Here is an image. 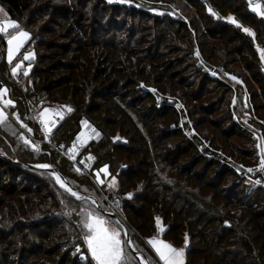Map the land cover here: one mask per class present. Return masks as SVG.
Segmentation results:
<instances>
[{"label":"trees","instance_id":"obj_1","mask_svg":"<svg viewBox=\"0 0 264 264\" xmlns=\"http://www.w3.org/2000/svg\"><path fill=\"white\" fill-rule=\"evenodd\" d=\"M34 1L0 0L8 17L17 21L31 34V40L28 42H33L36 51L34 65L27 80H29L32 90L37 91L30 102L32 105L30 111H26L24 108L25 99L22 104V98L16 97L21 105L19 113H22L19 117L26 125L30 126L35 137H40L39 128L33 121V115L42 105L64 104L70 106L74 111L66 113L64 119L53 129L52 141L44 144L41 151L38 152L30 146H25L19 139L22 131L12 118H8L7 126H0V153L9 159L19 161L15 163L0 156V171L3 176L0 175V209L3 204L6 206L4 211H0L1 219L4 217L12 221L18 219L16 222H21V220L26 222V218L32 216L34 210L43 209L41 213L43 216L52 214L54 211H57V215L60 213L58 210H50L51 205L59 206V202L61 203V200L58 201L53 196V191L61 193V189L51 177V173L45 169L28 168L24 163L48 162L53 164L52 166H55L67 179L72 177L73 181L82 188L80 184H83L81 183L83 176L71 167V164L59 154L55 146L59 142H71L79 129L80 119L85 117L102 132L98 141L89 140L86 143L85 150L96 158L98 153L103 152L105 158L98 157L96 160L97 162L108 160L111 169L114 168L115 158L123 164L119 166L120 172L125 174L126 178L120 182L119 193L106 192L105 197H101L98 201L103 210H112L116 214L117 211L109 205V202L116 199L122 202L121 207L123 204L124 206L132 204L136 207V211H130L131 215H128L127 212L122 214V210L118 208L126 222L129 235L134 240V247H143L144 240L142 238L156 234L154 219L156 216H160L166 222L168 221L165 227L166 233L162 236L173 246L177 247L180 244L184 246V236L188 234L189 244L186 252L192 253L194 256L189 258L187 254L186 264L195 263L194 259L195 261L197 259L195 255L202 252L206 255L204 257L207 261L208 257H213L209 264H240L241 261L240 258H237V253L243 252V250L250 251L251 247L255 249V251L253 250L255 258L252 263L247 260L246 263L264 264V251L262 255L258 251L259 249L264 250V221L259 220L264 216V188H253L244 195L250 197V203L254 207L250 219L256 220L255 225L250 224L251 226L246 228L245 225L249 221L245 219L246 217L242 220V214L247 211V207L243 203L236 204L237 198L232 196L234 192L245 191V187L234 180L231 181V184L226 185L228 186L226 192L217 186L219 179L221 183L224 173L237 177L233 167L235 162L247 164L250 162L249 160H257L254 150L245 144L249 141L250 131L247 128H241V120L243 117L242 100L246 92L249 96V108L254 113L251 121L259 123L260 128H258L264 132V123H262L264 122V100H259V95L264 97V60L261 59L260 51H258V49L264 50V18L245 9L248 0H234L232 4L227 0H159L160 3H157L158 0H127V3L95 0L94 5L89 7L82 3V0H51L58 2L53 4L49 0V5L52 4L53 8L52 13L60 18H51L52 22L56 26L66 27L67 34L56 33L53 29H48L49 35L54 34V40H56L47 43V40H44L39 32V29L44 28L43 26L38 27L39 29L37 28L34 32L29 28V24H32L31 18H28L27 24L22 21V17H28V15L32 17L30 9ZM162 1L172 4L165 5ZM208 6L213 9L216 15H212L208 11ZM100 7L109 8L112 17H106L105 11L98 10ZM175 8H180V10ZM157 10L158 12H156ZM184 10H186L185 12L192 11L195 21L191 16H187ZM227 11L236 13L243 23L251 25L255 29L252 30L255 34L254 37L242 30L245 27L238 28L230 23L223 15ZM149 12L153 15L152 17ZM72 16L71 22L80 33L79 36L76 30L74 31L73 27L68 25L70 23L67 21V17ZM86 16L88 19L92 18L95 24L101 23V18L105 17L103 25L107 24L108 19H113L116 26L111 24L103 28L102 35L93 33V31L89 34L80 28L83 27L82 23L86 20L84 18ZM194 22L197 27L194 26L196 25ZM112 25L115 26L113 29H111ZM184 28L190 33L182 32ZM124 30L131 33L128 36V33L121 34ZM133 30L135 31L133 32ZM205 35L209 40L228 43L235 48L234 52L245 55L246 60L244 59L243 62H248L245 63L247 65L245 85L240 83V79L242 80L243 77L239 71L228 68L230 63L234 62L233 58H230L229 55H225V57L220 55L223 60L220 63H215L211 59L217 53L204 39ZM96 36L98 38H94ZM232 40H236L235 43ZM39 41L40 45L38 46L36 43ZM165 41L169 44H165ZM173 42L178 44H173ZM228 44L225 48L230 50ZM244 44L246 52L242 50ZM5 46L6 42H0L1 67L5 64ZM171 49H176L184 54L182 56L174 54L170 57ZM197 50L202 52L203 60L201 61L207 65L222 66L216 76H209L203 66L199 65L200 62L195 56ZM259 63L261 64L259 65ZM184 65L186 66L184 67ZM1 67L0 70L4 66ZM236 68L242 69V64ZM180 69L183 70L179 71ZM172 72H177L176 74L180 75L178 81L171 79L172 82L174 81L171 84L159 82L160 78L171 76ZM225 73H229L237 79L232 80L231 76L225 75ZM198 80L204 86L195 84V82H199ZM138 81L147 87H155L163 93L167 92L171 97L170 102H165L161 108L157 109L154 95L142 91L138 86ZM257 81L259 87L258 89L254 88L253 91L250 89V85ZM193 84L199 90L200 87L203 88L201 91L206 96L203 101L200 102L199 99L193 103V99L187 94V88ZM118 86L120 90L116 91ZM215 88H217L216 92H214ZM54 92L56 95H52ZM218 92L219 94L215 97L212 96ZM222 95L226 100L223 113L226 121H222L221 124V127H226V132L222 130L223 134L227 136L228 133L233 132L232 128H234L238 134L248 140H239L238 143L241 145L236 144L232 149V151H236L238 157L227 153L222 143L217 141L219 144H215L212 138H208L198 129V126L202 125L206 119L197 116L199 113L195 108L199 106L201 113L206 114L202 106V104L204 106L206 104L209 111L208 117L206 114L208 120L205 123L215 128L219 114L213 115V111L220 108L218 100ZM51 97L55 102L47 103ZM233 98L235 102L230 105ZM259 101L262 103L261 105ZM101 109L107 110V114L111 116L109 120H105L103 115H97ZM179 119H183L185 127L171 129L170 124ZM156 120L159 121L156 123L159 132L157 136L153 135L151 130V126ZM187 120L193 121L195 132L192 135L189 134V131H185L190 127ZM225 122H228L227 126L223 124ZM105 127H108V130ZM204 130L207 134V129ZM204 140H208L209 146L202 149L200 145ZM4 142L7 146L4 145ZM119 143L124 146L117 147L116 145ZM115 148L121 151L117 154L114 151ZM103 149L111 151L105 150V153ZM49 150L53 151L52 154ZM169 153H179L184 160H187L186 164L183 162V165H189L192 169H189L190 172L186 170L183 172L175 162L174 165L178 172L185 175V180H191L190 186L185 188L184 185L173 182L164 174L162 168L173 166L169 163L171 161ZM206 153L211 157H206ZM51 157H54V161H51ZM143 164L147 165L146 170H143ZM26 177L28 180L25 179ZM7 178L11 181L9 182ZM157 180H161L166 185L169 184L167 185L168 189H163L161 184L158 186ZM41 185L46 186V189H41ZM198 187H200L199 192ZM76 188L78 191H82V189ZM175 188H179L177 194H175ZM144 189L147 190L146 194H137L138 190ZM161 189L163 194L160 192ZM171 191H174V194ZM190 192L196 194L198 192L197 198L208 199V206L205 207L203 204L197 203L196 207L200 211L197 212L196 208L188 205L183 207L177 202H172L169 196L171 193L174 197H185V200L188 199L187 202L197 201ZM127 193H134V198L128 199ZM29 194L33 195L35 208L28 207V200H23V197ZM68 194H66L67 197L74 202L85 203V201H78ZM244 196L237 197L242 199ZM231 204L239 207H232ZM204 211L206 213L202 214ZM117 215L121 218L119 214ZM247 231L249 234L246 233ZM60 236L62 237L60 240L67 237L66 234ZM259 238L263 242H259ZM60 240L55 251H58V256H61L64 261L65 256L63 255L68 257L69 250L68 248L63 249V246L67 247L65 245L67 243H60ZM255 240L260 243L259 246L255 245ZM77 244H80V241ZM9 249L11 250L8 254L0 245V255L12 259L16 248ZM84 250L86 252L85 247L81 252L82 256H80L83 260L80 262L81 264L88 263V259L83 256ZM139 250L142 252L141 249ZM249 253L251 254V252ZM56 260L51 258L49 264ZM153 260H157V257L154 256ZM202 264L206 263L202 261Z\"/></svg>","mask_w":264,"mask_h":264},{"label":"rangeland","instance_id":"obj_2","mask_svg":"<svg viewBox=\"0 0 264 264\" xmlns=\"http://www.w3.org/2000/svg\"><path fill=\"white\" fill-rule=\"evenodd\" d=\"M50 1L49 0H35L34 2H32L31 9H30L31 10L30 14H31L32 17H30L29 15H28V17L27 16L24 17V18L22 17V19H23L22 21H24L26 24L28 23V20H29L28 18H31V20H32L31 23L32 24H29V28L32 31H34V32H36L37 28L40 27V26H43L44 28L46 27L45 30H44V28L42 30L39 29V28L38 29H39V32L42 34V38H44V40L45 39L47 40V43L54 42L56 40V39L54 40V34L49 35V33H48L49 30L48 29H53L56 33L60 32V34H64V33L67 34V32L65 30L66 27H64V26H56L54 24V22H52L51 18H55V19H60V18H59V16H56V15H54L52 13L53 12V8L51 7L53 3H58V2L51 1L52 4L49 5ZM102 1H104V0H102ZM105 1H109L110 2V0H105ZM227 1L232 4L233 3L232 1H234V0H227ZM261 2L264 3V0H261ZM82 3L86 4V6L89 7L91 5H94L95 0H82ZM157 3H160V1L158 0ZM162 3H165V2L162 1ZM169 4H172V3H169V2L165 3V5H169ZM0 8H3L4 12L7 13L5 11V7L1 3H0ZM104 9L102 7L98 8V10L100 12L101 11L102 12L105 11V15H107L106 17H108V16L112 17L111 10L109 8H104ZM175 9L176 10H180V8H178V9L175 8ZM245 9L251 11L250 8H249V3L246 4ZM185 11L186 10H184V12ZM156 12H158V10ZM185 13L187 14V16L189 15V16L192 17V19H194L193 18L194 14L192 13V11L185 12ZM149 15H150V17L153 16L151 14V12H149ZM223 15L225 16L226 19L229 16H232L239 22V24L242 27L250 29L251 31L255 30L251 25L243 23L240 20V18L238 17V15L236 13L232 12V11H227ZM7 18L10 19V20H14V19L9 18L8 14H7ZM84 18L86 20L82 23L83 27H80V28H82L84 31L88 32L89 34H91L92 31H93V33L102 35L103 31H104L103 28H106V27H108L111 24H114L116 26V24L113 22V19H108L107 24L103 25V22L105 21V17L101 18V20H100L101 23H98V24H95L94 20L92 18L88 19L87 16L84 17ZM261 18H264V17H261ZM0 19H4V15L2 13H0ZM72 19H73V16L72 17H67V21H69V23H70L68 25H71V27H73V29L75 31L76 28H74V24L71 22ZM102 19H104V20H102ZM194 21H195V19H194ZM147 23L150 24V22H148V21H147ZM194 23L196 24V22H194ZM68 25H66V26H68ZM114 25H112L111 29H113L115 27ZM191 26L193 27V23H192ZM194 26L197 27V24L194 25ZM23 29L27 31V29H25V28H23ZM93 29H99L100 32H99V30H93ZM134 31L135 30H133V32ZM182 32H187L186 28H184L182 30ZM76 33L78 34V36L80 35L78 30H76ZM130 33L127 32L126 30H124V32L121 33V34H127V36H128ZM34 35H35V33H34ZM120 36H123V35H120ZM35 37H37V36H35ZM134 37H137V36H134ZM94 38H98V37L96 36ZM78 39H79V37H78ZM204 39L207 42H209V46L214 50L215 53H217V54L213 55L214 58H211L215 63L223 62L222 57H225V55H229L230 58H233L234 62H231L230 66L228 68L236 69L237 71H239V74L244 78V79L242 78V80L240 79V83L245 85L246 83H244V82L246 81V77H247V65H245V63L246 64L248 63V62H243L244 59L246 60L245 55L237 53L236 51L234 52L235 48L233 46H231L230 44H228V43L227 44L230 46V50H227L225 48L227 44H225L224 42H218V41H215V40H209L207 38V35L204 36ZM232 41H234V43H235L236 40H232ZM36 44L39 46L40 45V41L38 43H36ZM165 44H169V42L165 41ZM173 44H178V43L173 42ZM174 46H176V45H174ZM6 47H7V45L5 46V52H4V63L5 64H3L4 67L2 66L3 68L0 66L2 68V70H0V72H1L0 73V87H6L7 89H9V93H8V96L6 98H10V99L15 101V106L14 107L5 108V112H6L7 116H8V118H12V116H14L13 113H15L16 115H20V116H21V113H22V112L19 113L21 111L20 110L21 109L20 108L21 105L18 102V100L16 99V97H18V98L21 97L22 98V104H23V100L24 99L28 100V101H25L24 108L25 109H29V108L32 107V105H30L29 102H32V100H33L32 98H34L35 92L37 90H35V89L32 90V88L30 86V83H29V80H27V76L23 75V71L27 68V63L28 62L24 63V66L22 67V69L20 70V72L16 76H13L11 74L10 69H11L12 66H14V64L16 62H18L20 59H22L24 53H26V52H28L30 50L35 52V58H36V51H35V46H34L33 42L32 41L28 42L21 49V52L18 53L17 59L14 60L13 64L9 65V63L7 62V59H6ZM176 49H178L177 46H176ZM176 49H171L170 57H172L174 54H176L177 56H182L184 54V53H180ZM242 50H244L246 52L245 44L243 45ZM260 55H261V53H260ZM195 56H196V52H195ZM201 60H203L202 59V52L199 50V58L197 57V61L201 62ZM34 61H32V65H34ZM239 64H242V69L243 70L242 69L238 70V68H236V66H238ZM260 64L261 63H259V65ZM185 66L186 65H184V67ZM182 70L180 69L179 71H182ZM176 73L177 72H172L171 76L165 77L163 79L160 78L159 82H161V84L162 83L163 84L164 83L171 84V83H174V81L172 82L171 79H175L176 81H178L180 79V75L176 74ZM249 73H250V71H249ZM9 75H10V77H7ZM258 83H259L258 81H257V83L256 82H252V84L250 85V89H252L253 91H254V88L258 89V87H259L257 85ZM195 84H197V85L199 84L201 86H204V85H202V82H200V81L199 82H195ZM202 89L203 88H201V87H200V90H199V88H195L194 84L193 85H189V87L187 88V90H188L187 94L189 96H191V98L193 99V103H195L199 99H200V102H201V101H203L206 98L205 94H203V92L201 91ZM119 90H120V87L118 86L116 88V91H119ZM216 91H217V88L214 89V92H216ZM217 94H219V92L215 93V95H212V96L215 97ZM52 95H56V92L52 93ZM247 97L249 98V96H247ZM259 100H261V101L264 100V97L263 96L261 97L259 95ZM51 101L55 102V100H52V97H51L50 101H47V103H51ZM218 101H219V104H220V108H218L215 111H213V115L219 114V115H217L218 119H216L217 120V123H216L217 125H215V128L212 127V126H208L205 123L208 120L206 118V114H207V117H208V111H209L207 109L206 104H205V106L202 104V106L204 107V111H206L205 112L206 114L201 113V109H200L199 106L197 108H195L196 112L199 113L197 116H200V117L206 119L205 122L202 125L198 126V129H200V132L204 133L208 138H212V140L215 142V144L217 143V145H218L219 143H222L224 145V149L227 151V153H229V154H231V155H233L235 157L236 156L238 157L236 151H232V149H234L236 144H240V143H238L239 140L240 141L241 140L248 141V140H246L244 136L238 134L237 130H235L234 128H232L233 132H231V130H229V132H231V133H228L227 136H225L223 134L222 130L226 132V127L225 128L223 126H222L223 128L221 127L222 121H226L225 118H224V115H223V113L225 111L224 105L226 103L224 95H222L220 97V100H218ZM259 104L261 105L262 103L260 102ZM49 105L50 104L42 105V107L40 108L41 111L43 110V108L48 107ZM63 106H67V105L59 104V108L63 109ZM248 106L249 105L247 104V108H248ZM50 107L55 108L56 105H53V106L50 105ZM242 107L243 108L245 107L244 102H242ZM247 108L245 107L246 110H248ZM106 111L107 110H104V109L102 110L101 109V110H99V113L97 115H103L105 120H109L111 118V116L108 115L107 114L108 112H106ZM250 113H251V115H254V113L251 110H250ZM244 115H245L243 117L244 121L250 120V117H249L248 114H246V112H245ZM92 118H93V116H92ZM57 119H58V117H54L53 118L54 124L55 123L57 124ZM157 122H159V121L156 120L155 123H153L152 126H151L152 133H153V135L156 134L155 136H157V134L159 133L158 132V128H156V126H157L156 123ZM223 124H225L227 126L228 122H225ZM258 124H256L257 127H259ZM105 128L108 130V127H105ZM204 129H207V131H208L207 134H206V131ZM202 130H204V131H202ZM222 137H224V138H222ZM248 138H249V141L246 142L245 144H247V146L249 145L250 149L252 148L254 150V152H255L254 145H253V143L251 141L252 139H250L249 136H248ZM263 138H264V135H263ZM3 141H5V140H3ZM4 145L7 146L6 142H4ZM257 145H260V143L258 142ZM116 146L117 147H119V146L123 147L124 145L122 143H119V145H116ZM1 148L3 149V147H1ZM103 150L105 151L106 149H103ZM107 150H108V152L111 151L110 149H107ZM106 151H105V153H106ZM114 151H116L115 153L118 154L121 150L115 148ZM50 152L52 154L53 151H50ZM258 153L260 154V149L258 150ZM120 155L122 157L121 153H120ZM169 156H170V160H171L169 163L171 165L173 164L174 167L171 166L170 164H168L171 167L165 166L164 168H162V170L164 171V174L166 175V177L171 179L173 182H175V183H177L179 185H184L185 188H186V186H190L192 184L191 180H189V181L185 180V175L182 172H178L176 167H175V165H174V162H175V164L177 163L178 166H180V169H182L183 172H186V171L190 172L189 169L192 170L190 168V166L189 165L188 166L187 165L186 166L183 165V162H184V164H186L187 160L186 159L184 160L182 155L180 156L179 153H177V154L169 153ZM98 157L105 158V155L103 154V152H100V153H98ZM6 158L9 160V158L7 156H6ZM53 158L54 157L50 158L51 161H54ZM97 158L94 157V159L90 160L91 163H92V171H91V173L89 175H86V174H84L82 172H79V174H81L83 176L82 180H81V183H83V184H80V185H82V188H80V186L75 181H73L74 179L72 177H70V179H67L58 169H56L55 166H53V168L58 170L68 180L70 185L73 188H75V191H77L81 196L88 194V195L93 196L97 200H100L101 197L102 198L105 197L104 195H105L106 192H112L114 194L119 193L120 182L122 180H124L126 177L124 176L125 174H122L120 172V167L119 166L123 165V164L121 163L120 160L117 161L116 160L117 158H115V162H114V165H113L114 168L111 169L110 167H108V174L107 175L104 174V173L100 174V179L103 180L104 183L103 184H99L97 182V179H96V173H97V171L99 169H101L105 165L109 166V161L106 160V159H104L103 161H100L98 159L99 162H97V160H96ZM178 158H180V159L178 160ZM249 161L250 162L247 163V165H251V164H255L256 163V160H249ZM49 165H51V164H49ZM185 167H186V169H185ZM4 168H6V167H4ZM0 169H1V165H0ZM146 169H147V165L143 164V170H146ZM21 173L24 174L23 172H21ZM189 174H192V173H189ZM0 175L2 176L1 171H0ZM111 177H115L116 178L117 185H116V187L109 189L108 184L110 183V178ZM220 177H221V175H220ZM234 177L235 176L232 175V174L229 175L228 173H224V175L221 177V183H220V179H219V185L217 183L216 184L224 192H226V189L228 188V186H226V185L231 184V181H233V180L235 182L236 177L235 178ZM71 178H72V180H71ZM25 179L28 180L27 177ZM7 180L9 182L11 181L9 178H7ZM77 180H78V178H77ZM156 183H157L158 186L161 184V187L163 189H168L167 185H169V184L166 185L161 180H157ZM236 183H238V182H236ZM41 187H42L41 189H43V188L46 189V186L44 187V186L41 185ZM76 187H78L80 190L82 189V191H78ZM60 189H61V193L53 191V194H54L53 196L58 201L59 200H61V201L63 200L64 203H60L59 202V206L57 204H54V205H51V207H50L51 208L50 210H58L60 212L59 213L60 215L59 214L57 215V211H54V213H52V214H47V215L43 216V214L41 215V213H42V211L44 209L40 210V211L34 210L33 211L34 214L32 216L27 217L26 218V222H24L23 220H21V222H16L18 219H15V221H12L10 219H5L4 217H3V219H1V215H0V245H1V248L3 250H5L6 253H8V254H9V252L11 250L9 248H11V247L16 248V253L12 255V259L9 258L8 256L0 255V264H21V263H24V264H49V261L51 260V258H55L57 260L55 262H50V264H81L80 262H83V260L80 258V256H82V255L81 254H76V246H77L76 244L79 241H80V244H81V245L80 244L79 245L81 246V249H82L81 252L83 251L84 247L86 248V246L82 242V239H75V237L77 236V233H78V229L75 227V224L78 223V217L76 216V212H78L82 206H84V207H88V206L95 207V205H93L91 200L89 201V199L84 200L85 203H76V202H74V200H71L69 197H67L66 194H68V193L65 192L64 189H62V188H60ZM252 189L253 188H245V191H239V192H234V193L231 192L232 196H235V198H237V200L235 202L236 204L243 203L247 207L246 208L247 211H244L243 214H242V217H243L242 220H244V218L246 217L245 219L249 221L245 225L246 228L249 227L250 224L251 225H255V223H256V220H254V218H253L254 221L250 219V217L252 216L251 212H252V210H254L253 205H251V203H250L251 202L250 201V197H245L244 196L245 194H248L247 192L251 191ZM174 190H175V194H177L176 192L179 191V188H175ZM199 190H200V187H198V192H199ZM160 192H161V194H163V190L162 189L160 190ZM171 192H172V194H174V191H171ZM198 192H197V194L194 193V192H190L196 197L197 201H195V202L194 201L187 202L188 199L185 200V197H182V196L174 197L171 193L169 194V196H170V199H171L172 202H177L183 207L188 205L189 207L196 208L197 212H200L197 209V207H196V206H198L197 203H201V204H203L206 207V205L208 206V199H206V198H202V199L197 198ZM146 193H147L146 189L137 191V194H141V195L142 194H146ZM32 196H33L32 194H29L26 197H23L24 198L23 200H28V207L35 208L36 206H33L34 205V200L32 199L33 198ZM237 196H239V197L244 196V197L242 199H240ZM117 201H119V203H120L119 207L116 206V202ZM209 201L211 202V200H209ZM135 202H137V200H135ZM12 203L14 204V202H11V204ZM121 203L122 202L119 199H116L115 201L109 202V205L111 206L112 209L117 211V214H119L121 216V219L124 221V218L120 214V212L118 211V208L122 210V214H123V212H127L128 215H131L132 212H130V211L131 210H133V211L135 210L136 211V207H134L132 204L131 205L128 204L126 206H124V204H123L122 207H121ZM231 206L232 207H237V208L239 207L238 205H233V204H231ZM250 207H251V209H250ZM5 209H6V206L3 204L1 209H0V211H2V210L4 211ZM73 210H75V211H73ZM65 212H69L70 215L69 216H64L63 214ZM109 212H113V211L111 210ZM205 213H206V211H204L202 214H205ZM156 217H160V216H156ZM48 218H50V219H48ZM259 220H261V222L264 221V216H262L261 219H259ZM161 221H162V225L164 227H166V225L168 224V221L166 222L162 218H161ZM154 226H155V219H154ZM246 233L249 234L248 231ZM62 234H66L67 235L66 239L60 240V238H62L60 235H62ZM138 235H139V233H138ZM147 238H149V237H143L142 238L144 240V244L142 245L143 247H140V246L134 247L135 243L132 245V247L135 250L137 248L141 249L142 250L141 253H143V255L145 257H151V258L154 259L155 253L151 250L150 246H148L146 244V239ZM160 238H162L165 241L169 242L167 239H165L162 236V234H161ZM59 240H60V243H63V244L67 243V244H65L67 247L63 246V249H67L68 248V250H69V252H68V250H66L68 252V254H69L68 257H66L65 254L63 255V256H65L64 257L65 258L64 261H62L61 256H58V251H55L56 248L59 245V243H58ZM132 241L134 242V240H132ZM259 242H263V240L261 238H259ZM259 242L257 240H255V245L259 246V244H260ZM255 245L253 244L254 247H255ZM180 247H183V246L181 244H180V246H177V248H180ZM53 248H55V249H53ZM35 250H37V251H35ZM253 250L255 251V249H253L251 247L250 251L243 250V252L237 253V256H238L237 258H240V261H241L240 264L241 263L242 264H247L246 260H247V262L249 261L251 263L254 261L255 257H254V254H253ZM39 251H40V254H39ZM186 251H187V248L185 250V264L187 262V254H188L189 258H192L194 256L192 253L189 254V252H186ZM258 251L262 255L264 250L263 249H259ZM128 252L130 254H132L130 252L129 248H128ZM249 252H251V254ZM83 253H84L83 256L85 258L87 256L85 250H84ZM61 254H63V253H61ZM204 256H206V255L203 252L199 253V255H195V258H197V259H196V261L194 259L195 263H193V264H202V261L205 262L206 264H209V262L212 261V258H213L212 256L208 257V261L205 259ZM88 258H90V254H89ZM136 260L139 261V259H137V258H136ZM157 260H158V258H157Z\"/></svg>","mask_w":264,"mask_h":264},{"label":"snow or ice","instance_id":"obj_3","mask_svg":"<svg viewBox=\"0 0 264 264\" xmlns=\"http://www.w3.org/2000/svg\"><path fill=\"white\" fill-rule=\"evenodd\" d=\"M121 2H127V0H121ZM248 3L253 13L259 17H264V3H262L261 0H248ZM152 10L155 11V9ZM208 11L212 15H216L210 6H208ZM0 13L4 15V19H0V42H6V59L9 65H12L24 45L31 40V34L24 30L17 21L8 19L7 13L4 12L3 8H0ZM227 20L238 28L241 27L234 17L229 16ZM242 30L253 37L255 35L250 29L243 28ZM258 51L261 53V59L264 60V50L258 49ZM196 56L199 58L198 50ZM34 60V51L30 50L24 53L22 59L11 67V74L16 76L24 66V63L28 62L27 68L23 71V75L28 76L33 66L32 61ZM212 75L215 76L216 72H212ZM225 75L227 74L225 73ZM231 79L236 80L237 78L232 76ZM153 91L155 90L153 89ZM8 93L9 89L0 87V126H7L8 116L5 112V108L15 106L14 100L6 98ZM72 111H74V109L70 106H63V110L45 107L42 111H39V122L44 132L45 140H50V133L55 127L53 118L58 117V119L63 120L65 113H71ZM13 115L16 116V119L19 121V116L15 113H13ZM81 125L82 128L91 129V134L81 131L72 142L71 147L67 149L66 155L73 161H76L77 153L80 148L92 138V135H99L87 120H82ZM21 127L27 128V125L21 122ZM27 130L28 132L33 131L31 128H27ZM19 139L23 141L25 146H31L34 151L40 150L38 144L26 138L23 133L20 134ZM61 147H63V145H61ZM257 147L260 149L261 156L259 170L264 172V145H257ZM92 159H94V157L89 155L85 160L79 161V163L87 166L86 161ZM36 167L47 170L51 169L53 166L49 164H38ZM108 167V165H105L97 171L96 179L99 184L104 183V181L100 179V174L104 173L107 175ZM75 171L79 173L81 172V168L75 167ZM248 171L251 172L252 169H248ZM51 177L60 188L64 189L65 192L69 193L72 197H75L76 200H86L85 197H82L68 185L66 179L63 178L61 174L52 171ZM256 183L258 184L260 181H256ZM116 185V178L111 177L110 183L108 184L109 189L116 187ZM134 196V193L126 194L128 199H132ZM61 203H64V201L62 200ZM92 203L95 204V201ZM116 206H120L119 201L116 202ZM64 215L69 216L70 213L65 212ZM76 216L78 217V223L75 224V227L78 229V233L75 239H82L83 244L86 246V253L90 254V258L87 256L85 257L88 259V264H185V250L189 244L188 234L184 236L183 247H174L172 243L160 238L161 234L166 233V229L162 225L160 217L155 218L156 234L146 239V244L150 246L158 260L154 261L151 257H145L137 248L136 253L140 256V260L137 261L136 257L128 252V247L133 245L134 242L128 236V233L123 231L126 226L121 220H113L110 216L106 217L103 208L100 206L81 207L80 210L76 212ZM76 254H81V246L79 244L76 246Z\"/></svg>","mask_w":264,"mask_h":264},{"label":"built area","instance_id":"obj_4","mask_svg":"<svg viewBox=\"0 0 264 264\" xmlns=\"http://www.w3.org/2000/svg\"><path fill=\"white\" fill-rule=\"evenodd\" d=\"M111 2H121V0H111ZM121 3H123V2H121ZM124 3H126V2H124ZM199 65H202L203 66V69L211 77H213L212 72H216V75H217V72L222 69V66H220V65L219 66L218 65H216V66H209L206 63H204V61H201L199 63ZM227 75L228 76H231V74H229V73H227ZM7 77H10V75L7 76ZM138 86L142 89V91H147L150 94H153L154 95L155 107L157 109L161 108L164 105L165 102H170V100H171L170 99L171 98L170 97V94H168L167 92L163 93V92H161L160 90H158L155 87H147L142 82H139V81H138ZM153 89L155 91H153ZM247 96L248 95L245 92L244 93V96H243L242 102H244L246 108H247V104L249 105L248 108H247L248 110H246L245 107L244 108L242 107V113H243V117H244L245 116L244 114L246 112V114L249 115L250 120L244 121L243 120V117H242V120H241V128H247V129H249V131H250L249 137H250V139H252L251 141H252V143L254 145V149H255V152L254 153L257 155V160H256V163L255 164H251V165L244 164L243 162H235L233 164V167H234V169L236 170V173H237V177L235 179V182H238L240 185L244 186L245 188H257V187L264 188V172H261L259 170L261 156L258 153L259 148L257 147V143L258 142L260 143V145H264V139H262L263 138V135H264V132L261 129H259L253 121H251L252 115L250 113V108H249L250 107V102L248 101L249 98ZM25 101H28V100H25ZM234 102H235V99L233 98L230 105H232ZM48 107H50V106H48ZM50 108H52V107H50ZM30 109L31 108L26 109V111H30ZM53 109H61V108H59V104H56V107L53 108ZM61 110H63V109H61ZM39 111H41V109H39L33 115V121L35 122V124L39 128V133H40V137L41 138L40 137H35L34 134H33V132H28L27 128H30V126L27 125V128L21 127V122H23L21 119H19V121H18L16 119V116H12V119L19 126V128L21 129V131L24 134V136L26 138L30 139L31 141L37 143L38 146H39V149H40L39 151H41V149H42V147H43L44 144H47V143H49V142L52 141L53 129L62 120L57 119V124L55 123V127L52 129V132L50 133V140H45L44 139V132L42 131L41 124L39 122V115H38ZM65 115H66V113H65ZM82 120H87L91 124L92 128L95 129L96 133H99L98 136L93 134L92 135V138L89 139V140L98 141L100 139V137L102 136L101 130H99L96 126H94L87 118L82 117L80 119V122H79V124H80L79 129L76 132V134L74 135V137L72 138L71 142H69V143L59 142L55 146V149L60 153V155L64 159H66L71 164V167L74 170H75V167H79V168H81V172L82 173H84L86 175H89L91 173V171H92V163H91V161L90 160H87L86 161V165L87 166H85L84 164H80L79 163V161L85 160L88 157L89 154L93 157V155L89 151L85 150V145L86 144L82 148H80L79 152L77 153V159H76V161L70 160L68 158V156L66 155L67 149L69 147H71L72 142L75 140L76 136L81 131H85L86 133L91 134V129L82 128V125H81V121ZM23 123L26 124L25 122H23ZM53 123H54V121H53ZM187 123H188V125L190 127L188 129H186L185 131H189V134H191V135L194 134L195 129L193 127V121L192 120H187ZM169 127L171 129L176 128V127L184 128L185 126H184L183 119H179L176 122L171 123ZM61 145H63V147H61ZM205 146L206 147L209 146L208 145V140H204L203 141V144L200 145V147L202 149H204ZM206 157L210 158L211 155L206 153ZM45 164H49V163L48 162H45ZM248 169H252V171L249 172ZM256 181H260V183L257 184Z\"/></svg>","mask_w":264,"mask_h":264},{"label":"water","instance_id":"obj_5","mask_svg":"<svg viewBox=\"0 0 264 264\" xmlns=\"http://www.w3.org/2000/svg\"><path fill=\"white\" fill-rule=\"evenodd\" d=\"M0 156L6 158V156H5L4 154H1V153H0ZM9 160L12 161V162H15V163H18V162H19V161L15 160V159H9ZM24 165H25L26 167H28V168H37L36 165H38V164L24 163ZM47 171H49L50 173H51L52 171H55V172L61 174L58 170L54 169L53 167H52L51 169H47ZM61 175H62V174H61ZM62 177L65 178L63 175H62ZM65 179H66V178H65ZM66 181H67L68 185H69V186L75 191V188H73V187L70 185V183L68 182L67 179H66ZM82 197H85L86 199H89V200H91L92 202L95 201V205H96V206H100L98 200H97L96 198H94L93 196L87 194V195H82ZM100 207H101V206H100ZM101 208H102V207H101ZM104 214L107 215V216H110V217L113 218L114 220H117V219L121 220V221L123 222V224L125 225V222H124V221H123V220H122V219H121L116 213H114V212H109V211L104 210ZM125 226H126V225H125ZM123 231H126V232L128 233V236L130 237L127 226L123 229ZM128 248H129L130 252L133 254V256H135L137 259L140 260V256L136 253V250L133 249L132 245L129 246Z\"/></svg>","mask_w":264,"mask_h":264},{"label":"crops","instance_id":"obj_6","mask_svg":"<svg viewBox=\"0 0 264 264\" xmlns=\"http://www.w3.org/2000/svg\"><path fill=\"white\" fill-rule=\"evenodd\" d=\"M153 253V252H152ZM155 256V255H154Z\"/></svg>","mask_w":264,"mask_h":264}]
</instances>
